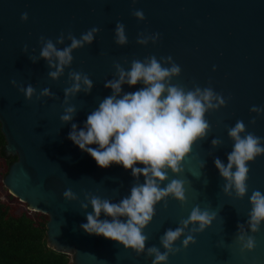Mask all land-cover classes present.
<instances>
[{"label":"water","instance_id":"obj_1","mask_svg":"<svg viewBox=\"0 0 264 264\" xmlns=\"http://www.w3.org/2000/svg\"><path fill=\"white\" fill-rule=\"evenodd\" d=\"M137 9L143 20L133 15ZM24 12L28 19L22 21ZM118 22L127 37L123 45L115 41ZM93 27L99 29L93 41L73 49L70 65L52 79L48 73L55 69L40 56L44 44L51 40L62 49L70 45V36L79 39ZM151 57L162 67L179 66L169 83L185 91L211 88L223 103L214 100L217 107L205 112L208 129L181 161L182 171L168 169L167 179L160 182L163 186L172 178L182 179L186 199L182 203L169 195L154 205L142 230L147 236L144 251L137 254L85 233L81 224L92 212V196L118 203L144 182L143 175L133 177L131 169L117 164L98 167L68 134L73 124L82 128L87 115L112 94L105 84L118 78L116 65L127 70L133 60ZM70 72L87 74L92 87L85 91L82 85L66 99L64 89L73 83ZM27 85L35 89L31 99L20 90ZM143 86L125 82L122 93ZM44 88L51 95L41 96ZM69 106L75 111L63 121ZM253 106L264 108V0H0V130L5 153L15 156L2 183L28 209L48 216L47 246L69 254L73 264H152L148 248L164 252L160 238L167 229L181 226L194 206L214 212L215 218L201 232L193 231L192 224L184 227L173 245L179 251L169 253L167 264H264V221L256 233L247 224L249 196L254 190L264 193V154L247 162L242 198L224 192L226 181L214 165L217 158L227 164L234 144L228 130L238 120L245 126L241 135L264 138V111H251ZM69 189L75 199L63 196ZM100 219L111 218L101 213ZM238 225L254 235L252 251H239ZM188 235L194 242L182 246Z\"/></svg>","mask_w":264,"mask_h":264},{"label":"clouds","instance_id":"obj_2","mask_svg":"<svg viewBox=\"0 0 264 264\" xmlns=\"http://www.w3.org/2000/svg\"><path fill=\"white\" fill-rule=\"evenodd\" d=\"M133 15L138 20L144 19L139 9L134 10ZM20 19L27 20L28 14L21 13ZM98 31L97 27H93L82 33L79 39L70 36V45L62 49L56 48L48 40L40 51V56L48 61L49 67L55 69L48 75L52 79L58 78L64 67L72 62V50L91 43L94 33ZM114 31L116 43H126L124 25L118 22ZM62 40L61 36L57 43ZM137 42L143 44L146 40L138 39ZM116 68L118 78L105 84V87L112 90V94L87 115L82 128L77 129L73 124L68 138L80 150L87 152L100 168L117 164L126 170L131 169L133 177L143 175L144 182L134 185L118 203L92 196L88 200L92 212L86 215V223L81 224L85 233L116 241L139 254L144 251L147 239L142 230L152 219L154 205L169 195L182 203L186 199L182 179L172 178L163 186L160 182L167 179L168 169L172 173L182 171L181 161L190 152L193 142L203 137L208 129L205 112L216 108L217 103L223 101L211 88L185 91L169 83L170 78L179 73V66L171 64L170 67H162L155 57L148 58L146 62L133 60L127 70L119 65ZM69 76L73 83L64 89L66 99L80 91L82 85L85 91L91 89L92 82L87 74L70 72ZM125 82L129 86L138 82L144 86L134 92L122 93L121 85ZM20 90L26 99H31L35 93L31 85ZM40 95L49 96L51 93L44 88ZM214 100L217 103H213ZM74 111V107H67L61 120H70ZM251 111L260 113L264 108L253 106ZM244 131L243 122L238 120L228 130L234 144L227 155V164L218 158L214 160L216 169L226 181L224 192L234 193L237 198H242L247 192V162L264 154V138L250 132L241 135ZM212 143L215 145L218 141L213 140ZM63 196L69 200L76 198L70 189L65 190ZM249 202L248 229L256 233L264 221V193L254 190L249 196ZM82 207L87 208L88 205L83 204ZM101 213L111 219H100ZM214 218V212L194 206L189 216L181 221V226L167 229L160 238L164 252L154 246L148 248V253L153 256L152 264H167L169 253L179 251V247L173 245L182 236L184 227L192 224L193 231L201 232ZM238 227L236 243L239 251H252L255 246L254 235L247 234L242 226ZM190 242H194L192 235L186 236L181 245L187 246Z\"/></svg>","mask_w":264,"mask_h":264},{"label":"trees","instance_id":"obj_3","mask_svg":"<svg viewBox=\"0 0 264 264\" xmlns=\"http://www.w3.org/2000/svg\"><path fill=\"white\" fill-rule=\"evenodd\" d=\"M4 145L0 130V264H73L69 254L47 246L48 216L28 209L4 187L2 178L15 160L5 153Z\"/></svg>","mask_w":264,"mask_h":264},{"label":"rangeland","instance_id":"obj_4","mask_svg":"<svg viewBox=\"0 0 264 264\" xmlns=\"http://www.w3.org/2000/svg\"><path fill=\"white\" fill-rule=\"evenodd\" d=\"M2 196H3V195H0V198H1V199H2Z\"/></svg>","mask_w":264,"mask_h":264}]
</instances>
